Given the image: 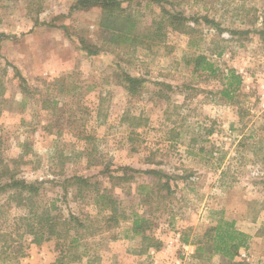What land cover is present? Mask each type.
<instances>
[{"label":"rangeland","instance_id":"obj_1","mask_svg":"<svg viewBox=\"0 0 264 264\" xmlns=\"http://www.w3.org/2000/svg\"><path fill=\"white\" fill-rule=\"evenodd\" d=\"M121 1L142 36L116 45L99 7L0 0V264H52L62 250L68 264H232L183 240L218 211L250 235L236 259L264 264V0ZM201 54L216 75L188 63ZM231 68L243 81L226 99ZM127 73L143 80L136 93ZM151 170L170 176L169 192ZM12 174L39 188L34 199L12 196ZM44 210L68 234L29 233Z\"/></svg>","mask_w":264,"mask_h":264},{"label":"trees","instance_id":"obj_2","mask_svg":"<svg viewBox=\"0 0 264 264\" xmlns=\"http://www.w3.org/2000/svg\"><path fill=\"white\" fill-rule=\"evenodd\" d=\"M84 8L89 9L92 7L101 8V18L99 21V27L103 30L105 34L104 40H108L111 44L121 45L124 42L131 41L136 42L142 33L137 32L133 25L136 23V17L133 12H128L127 8L122 6L121 0H77L75 8ZM164 14L167 15L168 25L172 26L173 29L183 31L185 28V22L183 17L178 16L176 13H172L164 9ZM206 21L215 24L217 28L219 25L206 18ZM162 24V22H161ZM162 29V26L160 27ZM235 34H246L249 30H237L232 31ZM264 33V32H263ZM94 48V49H93ZM87 54H97L100 51V48L97 46H87L85 48ZM221 53V51H220ZM188 63H192L195 69L207 70L211 75H216L219 67L215 63L208 61L206 55H197L193 59H189ZM127 84L125 87L130 93H136L139 90L140 84L143 82L141 78L126 74ZM222 89L221 94L226 99L234 98L236 92L240 89L243 78L240 73L234 68L227 69L225 73H222L221 77ZM2 170L7 168V166H1ZM156 175L157 183L164 185L162 188L170 189L169 178L170 176L167 173H164L162 170H151ZM165 178L166 181H162ZM11 185L17 188L14 196H22L24 192H27V196L24 197V201L30 202L37 195L39 188L33 184L26 183L23 180H18L15 178V175L12 174ZM80 183L85 182L84 178H77ZM161 188V189H162ZM107 205L111 207L112 211L108 216L110 220L118 222V216L122 214L118 210L115 201L108 196ZM112 199V200H111ZM33 206V205H32ZM31 208L30 210H32ZM221 215L218 217L217 222L208 225L203 237H200L198 240H189L188 236H184L183 240L186 244H196L197 253L196 256L200 257L201 254L209 248V254H220L224 256L232 264H250L246 261L237 260L236 257L240 254V248H247L249 244L250 235L246 232L241 231L235 225V221L228 220L222 216L223 211H218ZM39 219L37 223V229L33 225H28V232L35 234L40 240L41 239H50L53 236H65L63 231L68 234L70 228H68V220L65 219L60 223L59 217H53L49 210H44L40 214L36 215ZM143 219L145 222L146 219ZM60 224V226L58 225ZM62 227V228H61ZM136 234H144L146 226H142L139 222V219H136L135 226L133 227ZM146 238L147 235H144ZM208 239L205 241V238ZM78 237H72L71 242H77ZM159 246V244H153ZM63 250L58 256L57 260L52 264H68L65 262L64 258L67 257L63 254ZM74 257V255H73ZM236 259V260H235Z\"/></svg>","mask_w":264,"mask_h":264},{"label":"built area","instance_id":"obj_3","mask_svg":"<svg viewBox=\"0 0 264 264\" xmlns=\"http://www.w3.org/2000/svg\"><path fill=\"white\" fill-rule=\"evenodd\" d=\"M247 255H248V254H247L246 252H242V253H241V256H242V257H247Z\"/></svg>","mask_w":264,"mask_h":264}]
</instances>
